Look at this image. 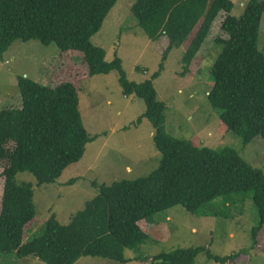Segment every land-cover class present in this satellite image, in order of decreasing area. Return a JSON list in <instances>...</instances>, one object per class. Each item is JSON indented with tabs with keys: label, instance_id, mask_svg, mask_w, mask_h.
Masks as SVG:
<instances>
[{
	"label": "trees",
	"instance_id": "1",
	"mask_svg": "<svg viewBox=\"0 0 264 264\" xmlns=\"http://www.w3.org/2000/svg\"><path fill=\"white\" fill-rule=\"evenodd\" d=\"M116 2L0 0V56L15 40H39L55 43L62 51H81L90 76L117 71L123 94L144 100L145 111L136 122L147 118L152 123L153 140L162 153L160 164L136 179L93 181L98 193L68 224L52 214L44 232L24 242L36 210L33 183L18 179V174L29 172L38 184L53 183L81 160L87 143L97 135L90 136L84 126L75 83L52 86L19 75L21 105L0 110V249L34 255L45 264H74L82 256L126 264L131 258L125 251L148 237L140 224L143 219L177 204L192 213L220 215L209 202L224 196L229 205L235 193L250 194L257 206L259 222L251 231L256 243L264 227V172L235 148L199 146L171 135L164 124L167 107L157 97L154 80L170 51L197 28L182 56L181 74L188 73L218 17L227 37L215 38L222 49L211 67L209 102L222 110L221 121L244 147L258 136L264 138V53L258 46L264 0H248L239 16L231 13L232 0H136L131 11L139 26L151 40L167 41L159 68L142 82L130 80L121 58L107 60L105 49L92 42ZM203 250L220 263L236 256L214 255L201 246L179 247L154 255L151 264H195Z\"/></svg>",
	"mask_w": 264,
	"mask_h": 264
},
{
	"label": "rangeland",
	"instance_id": "2",
	"mask_svg": "<svg viewBox=\"0 0 264 264\" xmlns=\"http://www.w3.org/2000/svg\"><path fill=\"white\" fill-rule=\"evenodd\" d=\"M135 1L117 0L92 42L105 49L107 60L121 58L130 80L142 82L159 68L167 41L164 37L154 41L146 35L131 11ZM232 1L231 13L239 16L248 0ZM216 21L218 17L188 73L181 74L182 56L197 28L180 47L170 51L163 71L154 80L157 97L167 107L164 124L171 135L192 140L199 146L235 148L246 161L264 172V138L258 136L244 147L241 139L221 121L222 110L213 107L207 96L214 82L211 67L222 49V43L215 38L227 37ZM258 46L264 53V14ZM19 75L45 85L75 83L84 126L90 136L97 135L87 143L81 160L69 165L53 183L38 184L31 173L18 174V179L33 183L36 215L25 228L23 241L28 242L44 232L52 214L62 224H68L86 201L98 193L93 181L111 184L120 179L147 176L159 166L162 153L155 146L152 123L147 118L136 122L145 111L144 100L123 94L115 70L88 75L81 51H62L55 43L44 44L39 40H15L0 56V110L21 105ZM1 173L0 169V202ZM71 179L74 182L67 183ZM229 202L226 205L224 196L209 202L220 215L192 213L177 204L143 219L140 224L148 237L125 251L126 257L131 258L126 264H151L152 257L160 252L197 246L209 249L214 255L236 256L220 263L209 259L203 250L197 254L195 264H264V227L256 243L251 235L259 222L251 195L235 193ZM41 262L34 255L22 257L13 250L0 249V264H45ZM74 264L120 263L82 256Z\"/></svg>",
	"mask_w": 264,
	"mask_h": 264
},
{
	"label": "crops",
	"instance_id": "3",
	"mask_svg": "<svg viewBox=\"0 0 264 264\" xmlns=\"http://www.w3.org/2000/svg\"><path fill=\"white\" fill-rule=\"evenodd\" d=\"M194 230V229H193ZM41 262V261H40ZM42 263V262H41Z\"/></svg>",
	"mask_w": 264,
	"mask_h": 264
}]
</instances>
